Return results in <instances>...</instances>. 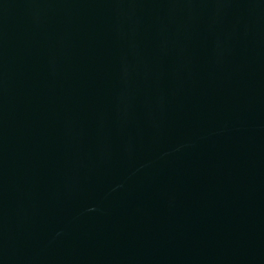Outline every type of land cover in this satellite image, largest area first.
<instances>
[{
  "label": "water",
  "instance_id": "95a60500",
  "mask_svg": "<svg viewBox=\"0 0 264 264\" xmlns=\"http://www.w3.org/2000/svg\"><path fill=\"white\" fill-rule=\"evenodd\" d=\"M0 264H264V0H0Z\"/></svg>",
  "mask_w": 264,
  "mask_h": 264
}]
</instances>
